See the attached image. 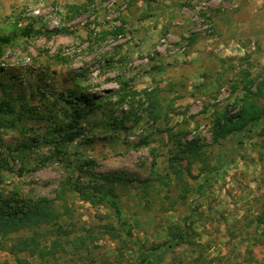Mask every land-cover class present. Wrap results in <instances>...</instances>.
Wrapping results in <instances>:
<instances>
[{
    "label": "rangeland",
    "instance_id": "1",
    "mask_svg": "<svg viewBox=\"0 0 264 264\" xmlns=\"http://www.w3.org/2000/svg\"><path fill=\"white\" fill-rule=\"evenodd\" d=\"M261 82L264 0H0V192L58 214L0 237V264L21 240L53 251L17 253L31 264H139L168 244L159 264H264V133L214 140L242 97L263 107Z\"/></svg>",
    "mask_w": 264,
    "mask_h": 264
},
{
    "label": "trees",
    "instance_id": "2",
    "mask_svg": "<svg viewBox=\"0 0 264 264\" xmlns=\"http://www.w3.org/2000/svg\"><path fill=\"white\" fill-rule=\"evenodd\" d=\"M72 9H77L79 11L80 7H72ZM32 32V30H29V33ZM58 32V31H56ZM12 36H2V41H9L11 40ZM122 84V83H121ZM264 85V82H261L258 86L257 94H262V87ZM120 91H118V95L120 96V103H124V101H129L131 104V107L134 106V98L137 96V91L129 86L126 85L123 87ZM255 94V92H253ZM148 98V107L146 110H148V115L151 119L154 121L159 117V111H158V104L159 100L158 98L154 97V93H147ZM242 105L240 107V111L238 113V119L234 121V118L227 117L226 114L218 117V127L214 130V140L219 141L220 138H225L230 134H233L235 137H237L241 131L246 127L248 131H254L257 128L262 129V133H264V105L262 108H257V105L254 103L255 107H252V103H249L247 96H244L240 99ZM9 106V104H5ZM140 107L143 106V103L139 104ZM7 115L14 114V112L9 111L7 112ZM136 113L132 111L131 117H133ZM80 115V114H78ZM70 122V126L74 127L75 123ZM190 145V144H189ZM56 152L58 154H61V150L57 149ZM224 152V150H222ZM221 153L219 155V162H221L222 158ZM62 158V157H61ZM220 164H217V166L212 167L209 170V173L213 172L214 170L218 169V166ZM8 165L4 166L0 164L1 168H7ZM180 171H177V173ZM208 173L205 177V179H208ZM108 180L117 179V177L109 176L107 177ZM2 183V180L0 179V184ZM75 190H77L83 199L89 200L93 202V195H87L86 189L89 188L88 186L80 187L78 185H74ZM199 188H204V185H201ZM92 189L97 191V187H92ZM95 194V192H93ZM58 214L55 212L54 205L52 204V201L48 198L42 197L34 202H29L22 197L16 195L15 192L11 193V196H3V193L0 192V237L6 238L12 233L19 232L20 230H23L25 228H31L34 226L42 225L45 223H51L52 221L56 220V217ZM256 221L258 224H264V210L261 211L257 217ZM56 223V222H55ZM188 228L185 229H177L175 231H171V235L178 237L180 241H178L175 244H182V243H188L189 240V230L190 225L187 224ZM59 228H62L59 226ZM173 244H168L165 249H154L150 252L143 253L142 259L139 262V264H159L164 260V255L167 251H169L172 248ZM13 252L16 254V260L19 264H31V262L22 257H18L17 253L29 250L32 253H37L42 256L47 254H52V249L46 250L44 248H41L40 245L33 244L28 240H21L18 243H15L12 248Z\"/></svg>",
    "mask_w": 264,
    "mask_h": 264
}]
</instances>
